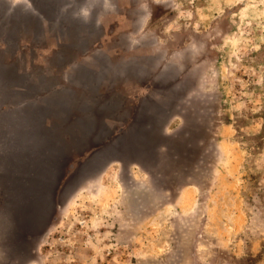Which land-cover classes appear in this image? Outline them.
<instances>
[{"label": "rangeland", "instance_id": "rangeland-1", "mask_svg": "<svg viewBox=\"0 0 264 264\" xmlns=\"http://www.w3.org/2000/svg\"><path fill=\"white\" fill-rule=\"evenodd\" d=\"M51 1L54 21L0 31V201L5 181L46 158L64 165L59 203L21 253L0 220V264H264V0ZM63 44L91 46L62 68L51 55ZM13 66L48 79L37 100L69 104L56 161L53 143L34 154L41 132L13 130ZM121 136L116 155L61 190Z\"/></svg>", "mask_w": 264, "mask_h": 264}, {"label": "water", "instance_id": "water-1", "mask_svg": "<svg viewBox=\"0 0 264 264\" xmlns=\"http://www.w3.org/2000/svg\"><path fill=\"white\" fill-rule=\"evenodd\" d=\"M51 2V0H31L34 11L32 9H21L19 6L12 8L0 2V31L5 33L7 39H10L11 37L9 38L8 35L15 36V32L19 31L21 25L34 24L36 27L43 19L54 21V17L46 13L51 6L57 5L55 2ZM14 93L16 92L14 91ZM60 104L69 105L65 100L61 101ZM105 111H101V117H103ZM81 122L83 124V120ZM140 135L137 134L136 136L141 137ZM70 136L77 137L72 136V134ZM52 138L53 153L55 152L54 161H56L58 155L60 156L64 153L66 144L56 134H52ZM121 138L117 141V146L114 143H110V140L98 143L95 158L93 159L94 164L83 165V163L80 165L70 178L71 180L69 179L61 190L65 187H72L90 169V166L98 167L108 156L116 155L121 145L126 141L125 137L121 136ZM78 141L84 146L83 138ZM82 148L85 149V146ZM32 169L35 170L32 174L29 172L23 173V171L21 174L15 175L12 178V188H10V183L5 181L7 195L4 200L0 201L2 203L0 206V213L2 212L0 220L7 219L12 225L7 232L5 241L7 245L16 244L17 247H20V249L17 248V253L26 251L27 248L29 249V238L37 237L47 229L55 217L59 203L57 194L61 185L64 165H37L32 166Z\"/></svg>", "mask_w": 264, "mask_h": 264}, {"label": "flooded vegetation", "instance_id": "flooded-vegetation-1", "mask_svg": "<svg viewBox=\"0 0 264 264\" xmlns=\"http://www.w3.org/2000/svg\"><path fill=\"white\" fill-rule=\"evenodd\" d=\"M32 10H34V9H32ZM46 21L50 22L49 20H46ZM28 26H27V28L29 30L33 31L34 24L31 25L32 26L31 28H30V26L29 27ZM16 36L17 37H14V40H9L10 45H12L11 47H13V44L15 47V46H17L18 43L21 42V41H19L18 34ZM38 37L39 36L36 34L35 38L38 39ZM37 39H36V41H39ZM3 41L6 42L5 38L3 39ZM19 46H20V44H19ZM90 46H91V44H90ZM90 46L83 53L79 54V52L77 50L71 51L68 53V51L66 49H64L66 47L65 44L59 45L58 48H57V46L55 47L54 51L52 52L51 58L52 59L54 58V55H53L54 53H56L58 55L59 54L68 55V56L70 55L71 58H69V60L66 61L67 63L65 65L61 64L60 67L64 68L68 65H72L74 67V65H73L74 61H76L79 56L86 54V52H88L90 50ZM31 53H32V51H31ZM56 64H57L56 66H59L58 62ZM0 67H1V69L6 68L5 65L4 66L0 65ZM13 68L15 69L16 74H17L16 77L18 78V79H16V81H18V82H17V85L15 86V90L20 95H23V96H20L19 99L13 100L15 103L14 109L17 111V116L18 117L22 116V117H20L22 120V123H23V127H22L21 131L27 130V131L33 132L31 129V118L30 117L32 116L33 113H35V103H37V102L42 103L43 109H41L40 117L38 119H40L42 116L47 117L46 123L44 125L45 126V132L42 135H44V138L46 139V143H47L46 145L48 147H51V143L53 142L52 134H54L56 130L58 131L57 135L60 138H62L64 136V135H62V137H61L59 134L60 130H59L58 126L60 125V123L58 121H60V119H63V117L60 116V114H61L60 112L65 111L66 113H69V108H68L69 105H67V107L64 104L53 105L49 101L51 99L50 96H48V95H50L49 92H48L47 96L43 97V101L45 100V102H43L42 100H37V97H35L34 94H36L39 90L41 91V87L43 85L41 86L40 84L43 83L44 79L40 78V80H39L40 82L36 81L34 78H32L31 72L34 73V72H39V71L37 69H34V71H31L28 73L27 71H25V72L21 71L16 66H13V67L8 69V70H10L9 72H12ZM4 71H6V69ZM33 82H36V84ZM45 82L48 84V81H45ZM46 83H43V84H46ZM53 88H54V85L52 83L50 90ZM105 102H107V101H105ZM0 107H1V105H0ZM56 107H58V108H56ZM3 108L4 107H2L1 109H3ZM8 108L9 107L3 109V112H5V110ZM62 110H64V111H62ZM24 116L26 118L25 121L23 119ZM68 135H70V134H68Z\"/></svg>", "mask_w": 264, "mask_h": 264}, {"label": "crops", "instance_id": "crops-1", "mask_svg": "<svg viewBox=\"0 0 264 264\" xmlns=\"http://www.w3.org/2000/svg\"><path fill=\"white\" fill-rule=\"evenodd\" d=\"M61 59H62V65H65L67 62V60H69L70 55H61L59 56ZM88 71V70H87ZM88 72L91 73V71L89 70ZM14 75L16 76V71H14ZM42 79H44L45 81H48V79L46 77H42ZM36 84V82H33ZM39 89V88H38ZM43 104L42 103H35V113L32 114V116L30 117L31 118V129L34 133H39L41 132L42 134H44L45 132V123H46V119L47 117H41L40 119H38L40 117V111L41 109H43ZM22 117V116H20ZM16 116V120H14V124H17V129H15L16 127L13 128L14 131L16 130H21L22 127H23V123H22V120L21 118ZM27 117V116H26ZM24 121H25V116L23 117ZM39 151V152H38ZM34 154H36L38 157L40 155L44 156V155H48L50 153V147H48L45 143H42L40 144V146H37L35 150H33ZM40 154V155H39ZM24 163V162H23ZM31 163V164H30ZM24 164H27V163H24ZM28 164L30 165H53L52 162H49L48 160H40V161H31L29 162ZM27 164V165H28ZM21 165V163H20Z\"/></svg>", "mask_w": 264, "mask_h": 264}, {"label": "bare ground", "instance_id": "bare-ground-1", "mask_svg": "<svg viewBox=\"0 0 264 264\" xmlns=\"http://www.w3.org/2000/svg\"><path fill=\"white\" fill-rule=\"evenodd\" d=\"M39 152V151H38ZM40 155V154H39Z\"/></svg>", "mask_w": 264, "mask_h": 264}]
</instances>
